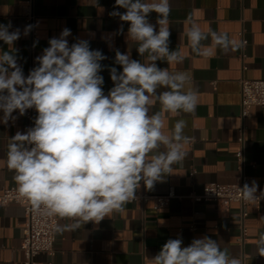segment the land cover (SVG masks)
I'll return each mask as SVG.
<instances>
[{"label": "clouds", "instance_id": "clouds-1", "mask_svg": "<svg viewBox=\"0 0 264 264\" xmlns=\"http://www.w3.org/2000/svg\"><path fill=\"white\" fill-rule=\"evenodd\" d=\"M98 2L94 0L93 6ZM171 8V0H115L109 15L126 22L129 39L138 42V54L147 53V62L142 63L117 49L115 64L121 71L102 65L108 57L91 49L88 40L70 45L71 30L64 28L59 38L48 41L25 76L16 55L19 50L12 47L21 30L13 29L11 21L0 23V41L9 46L0 52V124L9 127L28 110L36 112L32 126L9 138L7 168L13 172L18 195L34 212L71 221L57 223V233L75 231L89 222L99 224L122 212L137 198L141 184L151 190L183 164L190 141L186 119H177L166 134L164 116L194 114L198 95L191 88L185 91L191 80L187 72L170 73L156 63L179 65L185 59L169 48ZM151 13L157 14L158 30L149 22ZM33 27L26 25L23 35ZM123 31L121 24L116 33L103 38L110 40ZM211 34L223 48L234 51L243 46L231 42L225 32ZM187 37L194 54L208 55L199 47L207 34L195 23ZM104 70L113 84L107 94L100 74ZM157 102L160 107L153 111ZM239 190L245 202L264 200V189L256 180ZM255 247L264 257V231L258 233ZM151 260L153 264H240L228 248L207 235L188 246L180 237L170 238Z\"/></svg>", "mask_w": 264, "mask_h": 264}, {"label": "crops", "instance_id": "crops-1", "mask_svg": "<svg viewBox=\"0 0 264 264\" xmlns=\"http://www.w3.org/2000/svg\"><path fill=\"white\" fill-rule=\"evenodd\" d=\"M27 1L0 0V23L11 21L13 29L21 30L12 47L19 50L16 55L25 76L36 66L35 57L43 54L48 41L59 38L64 28L71 30L67 37L70 45L86 39L91 49L108 57L101 61L102 65L122 70L115 64L117 49L132 59L147 62V53L140 56L138 42L128 37V24L109 15L115 0H99L96 6L94 0H34L38 33L35 47L32 32L23 35L24 27L29 25L25 19ZM171 5L167 25L171 30L169 48L178 50L185 59L179 65H169L166 60L156 63L170 73L189 74L191 80L185 91L191 88L197 93L198 106L192 115L165 114L166 134L177 119H186L185 134L190 137L185 145L187 155L183 164L175 166L172 174L157 182L153 189L141 184L137 193L156 197L173 189L175 197L169 207L159 212L154 211L153 202L127 203L122 212L99 224L89 222L75 231L56 233L54 254L39 255L37 264H153L151 259L168 239L180 237L183 245L188 246L193 239L206 235L228 248L240 264H264V257L257 254L255 247L258 233L264 231V201L249 202L243 209L238 203L217 205L193 200L207 184L237 183L240 173L236 154L241 149L243 124L246 173L264 189V108L253 107L244 121L241 118L242 79L264 80V0H171ZM149 22L157 24L156 13L149 15ZM192 23L207 34L208 38L199 45L207 56L192 51L187 37ZM121 24L123 34L112 35L107 41L103 38L116 33ZM213 32L216 35L225 32L231 42L243 46L234 51L218 46ZM8 50L9 46L0 41V52ZM100 74L107 94L113 86L109 72L104 70ZM159 107L157 102L153 111ZM10 125L0 124V194L6 189H16L13 172L6 163L9 138L31 126L26 115L19 116L14 124L10 121ZM25 222V210L20 205L0 207V264H25L21 250ZM70 222L60 220L59 224Z\"/></svg>", "mask_w": 264, "mask_h": 264}, {"label": "built area", "instance_id": "built-area-1", "mask_svg": "<svg viewBox=\"0 0 264 264\" xmlns=\"http://www.w3.org/2000/svg\"><path fill=\"white\" fill-rule=\"evenodd\" d=\"M25 19L29 25H34L32 32L33 41L38 39L36 15L34 13V0L27 1V13ZM253 107L264 108V80H249L242 79L241 81V118L244 121ZM36 116L34 109L28 110L26 117L32 126L33 119ZM245 130L243 124L239 137L241 145L240 151L236 154L238 170L240 173L239 179L234 185H223L218 183H210L204 187L201 195L193 197L195 202H211L217 205H230L238 203L243 209L249 202L243 201L239 188L243 187L245 182L251 184L252 178L246 173L245 161ZM137 198L132 202H140L147 205L153 202V209L159 212L169 207L171 200L175 197V192L172 189L164 196H150L147 193H137ZM264 201V200H261ZM17 204L25 210L26 222L24 226V239L21 250L25 256V264H37L36 258L39 255H53L55 251L56 231L55 227L59 223L56 217H45L33 211L30 203L21 198L16 189H6L0 194V207H8L9 205ZM245 215V212H244ZM246 236V231L243 233L241 241L243 242Z\"/></svg>", "mask_w": 264, "mask_h": 264}]
</instances>
